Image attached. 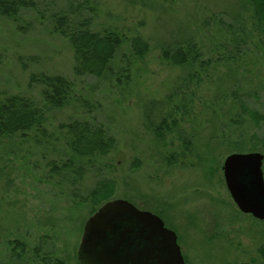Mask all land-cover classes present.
Masks as SVG:
<instances>
[{"label":"rangeland","instance_id":"1","mask_svg":"<svg viewBox=\"0 0 264 264\" xmlns=\"http://www.w3.org/2000/svg\"><path fill=\"white\" fill-rule=\"evenodd\" d=\"M71 2L94 29L141 35L148 51L134 57L125 44L114 76L74 75L72 47L50 21ZM251 21L244 0H39L18 22L0 16L2 94L38 103L31 74L73 81L72 100L48 112L43 130L0 137V264H79L99 181L113 183L110 199L160 216L186 264H264V221L238 209L222 170L231 153L264 155V39ZM186 40L200 49L199 74L160 57ZM162 117L172 128L159 137ZM76 119L102 126L114 148L74 159L65 125Z\"/></svg>","mask_w":264,"mask_h":264},{"label":"trees","instance_id":"2","mask_svg":"<svg viewBox=\"0 0 264 264\" xmlns=\"http://www.w3.org/2000/svg\"><path fill=\"white\" fill-rule=\"evenodd\" d=\"M39 0H0V16L18 20L22 12L36 8ZM250 6L254 32L264 39V0H244ZM67 9L54 10L50 16L53 31L64 37L73 50V73L76 76L106 77L114 76V59L119 50L127 44L132 56L142 57L148 51V42L141 35L127 37L118 29L105 27L94 29L89 16L82 11ZM199 48L192 40L180 41L173 46H162L160 57L171 66H180L196 71L199 74L205 64L199 59ZM197 68V69H193ZM128 67H123L125 71ZM193 75V74H192ZM194 76V75H193ZM186 78L183 77L182 80ZM31 80L40 86V100L22 94H2L0 92V137H25L30 131H41L45 125L48 112L60 108L72 100L73 81L61 74L38 72L31 74ZM184 87V83L175 88ZM256 118L255 116H253ZM66 144L73 152L72 157L88 160L95 156H103L115 146V138L108 134L102 126L91 124L86 120H74L65 125ZM164 128V129H162ZM172 124L161 119L154 131L159 137L169 131ZM183 146L189 141L183 139ZM189 147V146H188ZM114 194L111 181H99L90 191L88 200L93 206V213L100 204L109 200Z\"/></svg>","mask_w":264,"mask_h":264},{"label":"water","instance_id":"3","mask_svg":"<svg viewBox=\"0 0 264 264\" xmlns=\"http://www.w3.org/2000/svg\"><path fill=\"white\" fill-rule=\"evenodd\" d=\"M263 158L258 151L234 152L222 170L238 209L264 221ZM86 219L76 249L79 264H186L175 231L126 199H109Z\"/></svg>","mask_w":264,"mask_h":264}]
</instances>
